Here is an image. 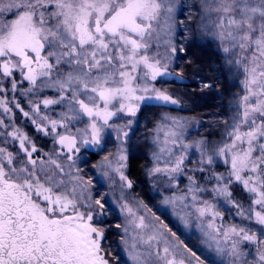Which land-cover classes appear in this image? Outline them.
Returning <instances> with one entry per match:
<instances>
[{
    "label": "snow or ice",
    "instance_id": "1",
    "mask_svg": "<svg viewBox=\"0 0 264 264\" xmlns=\"http://www.w3.org/2000/svg\"><path fill=\"white\" fill-rule=\"evenodd\" d=\"M198 37L215 41L239 77L232 114L215 143H189L187 121L161 117L151 129L147 175L176 192L187 180L182 195L163 203L186 228L200 229L220 264H264V0H0L3 116L15 102L71 162L34 157L32 138L0 116V264H111L103 243L106 202L91 195V179L85 182L77 160L82 149L103 152L115 133V151L93 167L132 188L124 169L134 118L143 107L179 103L157 84L182 82L171 65ZM52 106L60 108L55 118ZM234 186L247 193V206L234 199ZM221 198L243 223L224 221L215 202ZM121 210L141 230L124 241L133 264L153 256L156 264H207L181 248L159 217V224L146 222L126 202ZM141 241L147 250H139Z\"/></svg>",
    "mask_w": 264,
    "mask_h": 264
},
{
    "label": "trees",
    "instance_id": "2",
    "mask_svg": "<svg viewBox=\"0 0 264 264\" xmlns=\"http://www.w3.org/2000/svg\"><path fill=\"white\" fill-rule=\"evenodd\" d=\"M185 47L186 51L176 55L175 60L177 64L174 66L178 74L182 76L183 81L175 82L169 80L167 83L157 84V86L173 94L179 101L181 107L172 109L163 108L162 106L144 107L134 118V123L132 125L133 130L130 132L132 149L127 161V168L125 169L126 176L132 181V188H130L132 194L138 190L139 185L150 192L152 188L155 189L157 186V184L154 185L152 183L147 175V170L152 166L153 161L151 158L149 140L145 136L139 135L144 124L146 127H149L152 119L155 118V120H157L163 115H168L171 117H179L181 120L187 121L185 125L186 131L191 129L194 133H199L202 129L207 130L211 128L210 125L205 122L209 115H205L203 120L201 118L195 120L191 116V113L196 111L201 114L211 109H220L222 112L230 111L229 109L232 103L230 101L229 92L238 89V83L229 78L227 71L222 70V68L226 66L223 58L224 54L219 50L215 41L211 38L198 37L197 39L188 41ZM181 60L184 61V68H181ZM201 82L209 84L211 87L205 88ZM219 86L221 89H219ZM19 100L22 107L26 109L28 100L22 96L19 97ZM16 112L18 127L24 129V132L32 138L36 147L40 149L39 153L47 154L51 152L54 147L52 139L46 138L41 133L36 132L34 126L21 115V112ZM114 144H116L115 140H113L110 146L112 147ZM88 153L96 159L97 163L102 161L105 156V150L103 152ZM83 154L84 152L82 153V158L84 157ZM233 192L237 200L246 199V193L242 189H234ZM239 202L244 204L242 201ZM122 204L123 203H121L120 206ZM117 211H119L120 216L116 222H118V224H120L119 221L127 222L126 215L123 211L119 208ZM230 217L235 223L244 222L240 217L236 216V209L234 207L232 208ZM225 221L227 223H233L228 221L227 217H225ZM105 224L106 222L104 225ZM119 231L121 232V230ZM105 235L106 240L103 243L104 247L109 249L108 258L111 264H121V260L124 262L127 261L128 264H132V261L129 262L125 260L130 259L126 251L127 245L124 242L118 245L113 239L110 240L107 234ZM122 236L129 238L127 239L128 241L130 240L129 234L126 235L122 232ZM204 258H206L205 255Z\"/></svg>",
    "mask_w": 264,
    "mask_h": 264
},
{
    "label": "rangeland",
    "instance_id": "3",
    "mask_svg": "<svg viewBox=\"0 0 264 264\" xmlns=\"http://www.w3.org/2000/svg\"><path fill=\"white\" fill-rule=\"evenodd\" d=\"M177 39H179V36L177 37ZM176 64H177V61L174 58V61L171 65V67L174 68V66ZM180 65H181V68H184V61L183 60H181ZM222 70L227 71L229 74V78L232 81H235L238 83V89L236 91L229 92L230 101H231L233 94L239 90V77L237 76L235 70L229 71V68L227 65L224 66L222 68ZM176 74L179 75L178 72ZM182 81H183V78H182ZM157 87H159V86H157ZM219 89H221L220 86H219ZM14 103L15 102H13V104H12V106H13V112L12 113H9L6 116H3V109L0 108V116H3L6 123L9 122V119H11L13 126L18 127L17 121H16L17 120V116H16L17 112L16 111H19V109H16L14 107ZM155 106H162L163 108H168V109L181 107L180 103H178L177 105H172L169 103L166 105H155ZM28 107H29V105L27 104V108L25 110H28ZM52 107H56V106H52ZM229 110L230 111L222 112L220 109H217V110L211 109V110H208L207 112L204 111L201 114L196 112V111L192 112L191 116L195 120L197 118H201L203 120L204 116L208 114L209 117L206 118L205 122L208 125H210L211 128H209L207 130L202 129L199 131V133L198 132L194 133L191 129L186 131L184 128V139L186 141H188L189 143H191L192 141L202 140V139L215 143L216 141H218L220 139L221 134L224 131L225 120H228L232 114V104H231V107ZM59 111H60V108L56 107V112L51 113V115L55 118L56 113H58ZM138 114H139V112H138ZM21 115L23 116L22 113H21ZM163 116H161V117H163ZM161 117L158 118L157 120H155V118L152 119L150 121L149 127L148 126L146 127L145 124H144V126H142V129H141V132L139 133V135L145 136L149 140L148 141L149 145H151V137L153 135L151 129H153L154 126L159 123ZM25 119H27V118H25ZM126 119H127V117H126ZM27 120L30 122L29 119H27ZM30 124H32V123L30 122ZM33 126L36 130V126L35 125H33ZM18 128L23 133H25L24 129H21L20 127H18ZM132 130H133V127H132L131 131ZM208 130H209V132H208ZM0 131H2V129H0ZM113 136H114V138H113ZM161 136H163V132H161ZM46 138H50V137H46ZM113 140L116 141L115 133H112L111 136L108 138L109 144L108 143L106 144L105 155L115 151V144L112 147L110 146L113 143ZM169 146H171V145H169ZM36 148H37V153H34V157L39 156L43 160L47 161L48 156L51 155L54 158H57L58 161L62 165H66L67 163H71L70 161L64 160L62 152H66L67 150L66 149L62 150L60 148L59 144H54V147L52 148L51 152H49L47 154H40L39 153L40 149L38 147H36ZM150 149H151V147H150ZM83 152L84 151L82 149V153ZM89 152H97V151H91L90 150ZM89 154L90 153H88V152H84V154H83L84 157L80 160H77V164L79 165V167L81 169V174L85 175V177H86L85 182L87 183V180L89 178L91 179V183L88 185V187L91 191V195L93 197H99V196L104 197V201L106 202V213L104 216V223L106 222V224L104 226L107 229L105 234L108 235L110 240L113 239L114 241H116L118 243V245H121L125 240L129 239V238H126L125 236H122V232H124L123 231L124 226L129 228V233H128L130 235L129 243L132 242L131 238L133 236H136V234L138 232H141L140 229L135 228V226L130 223L131 218L129 217V215L126 211H123V213L126 215L127 222L119 221V223H120L119 225H122V227L121 228L116 227V225H118V222H116V221H117V219H119V216H120V213H119V211H117V209L119 208L121 210L120 204L126 202V203H128V205L130 207L133 208V211H135L138 216L144 215L146 222L150 221L152 223L159 224V221L156 220V217H159V220L163 221L164 224L168 225V228H170L173 232L176 233V237H173L172 239L175 240L178 238L179 241L181 242V248H183L184 245H187L190 249H192L197 254H199L202 259H206L207 264H220V257H218L215 252L211 251L208 248L207 244L204 243L205 237H204V234L200 231V229L198 227H196L195 225H192V226L186 228L184 226V224L180 220H178L177 217L175 216V214L173 212V208L171 206L165 205L163 203L164 198L167 196H172L174 194L175 195H182L183 194L184 185L187 184L186 179H184L183 183L180 185V189H181L180 192H176L174 189L169 190L162 183H160V184H157L155 189H153L151 187L152 188L151 192L143 189V187L141 185H139L138 190L132 194L131 193L132 191L129 188H127L126 185L123 188L121 187L118 176L116 178L115 183H113L108 178L101 176L99 171L93 167V165L97 163L96 159H94ZM190 158L193 161H195L198 158V153L195 150H193L190 153ZM74 159H75V157H74ZM84 159H86L88 161L87 164H85L83 162ZM37 166L39 167V160H38ZM45 166L48 167V165H45ZM190 166L194 167L195 165L193 164ZM218 170L222 171L223 168L221 167ZM72 172H73V174H75L76 170L72 169ZM124 172H125V169H124ZM125 175H126V173H125ZM234 189H241V188L239 186H234ZM232 195L234 197V195H235L234 192L232 193ZM206 198H208L210 200V202L212 201L211 197H206ZM234 199L238 202L242 201L244 203V205L247 206V203H248L247 193H246V199H244V200H237L235 197H234ZM215 202L218 204L219 211L221 212V214L224 218V221H225V217H227L228 221L235 223L233 221V219L230 217L233 207L230 204L226 203L223 200V198H221L219 201H215ZM138 203L142 205L139 208L137 207ZM144 206H146V207H144ZM118 229L121 230V232ZM164 231H165L166 235H170V233H168L167 229H165ZM155 246H156L155 241H153V244H152L153 252L155 251ZM138 247H139V250H141V251H145L148 249V245L143 244L142 241L139 242ZM204 255L206 258H204ZM125 260H128L129 262L132 261L130 259H125ZM121 264H128V262L127 261L124 262L121 260ZM148 264H156L154 256L150 259Z\"/></svg>",
    "mask_w": 264,
    "mask_h": 264
}]
</instances>
